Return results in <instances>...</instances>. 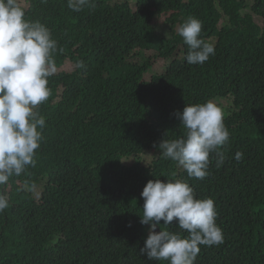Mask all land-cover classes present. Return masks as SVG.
I'll list each match as a JSON object with an SVG mask.
<instances>
[{"label":"trees","instance_id":"obj_1","mask_svg":"<svg viewBox=\"0 0 264 264\" xmlns=\"http://www.w3.org/2000/svg\"><path fill=\"white\" fill-rule=\"evenodd\" d=\"M28 1L31 20L84 67L49 78L36 166L0 186L9 197L0 264H168L140 254L149 229L141 192L149 180L177 178L214 200L224 234L223 244L200 246L195 264H264V0H92L80 12L67 0ZM161 17L170 38L157 34ZM189 17L215 45L202 65L185 60L178 28ZM148 52L170 61L150 81ZM208 100L228 101L236 119L221 149L231 162L218 167L213 153L199 180L162 158L159 144L185 135L177 112ZM168 230L179 231L175 220Z\"/></svg>","mask_w":264,"mask_h":264},{"label":"clouds","instance_id":"obj_2","mask_svg":"<svg viewBox=\"0 0 264 264\" xmlns=\"http://www.w3.org/2000/svg\"><path fill=\"white\" fill-rule=\"evenodd\" d=\"M32 4L28 0L26 3L0 0V186H6L11 177L20 176L27 167L36 166V150L41 146L46 123L39 106L51 95L49 78L66 74L65 64L75 70L84 67L82 60L72 61L66 47L65 59L59 62L64 49L58 48V42L45 24L31 20L28 11L33 10ZM91 4L92 0H67L68 8L74 12ZM202 26V21L189 17L178 28V34L188 46L185 60L190 65H202L215 54V45L201 38ZM73 49L77 52L78 45ZM230 106L222 100L186 104L182 112L176 113L185 135L162 141L159 144L162 158L175 161L189 177L199 180L209 175L213 153L218 167L224 159L230 163L229 155L225 157L221 150L223 145L229 147L231 141L233 126L229 127L227 121L231 117L236 119ZM238 127L241 125L236 124L235 130ZM242 158V152L235 154L237 161ZM31 188L35 189V185ZM141 196L144 204L140 223L149 229L140 254L149 260L195 264L200 246L224 243L223 231L216 223L218 213L214 200L197 198L187 180H149ZM8 207L9 197L0 191V212ZM174 220L179 229L176 232L168 230Z\"/></svg>","mask_w":264,"mask_h":264},{"label":"rangeland","instance_id":"obj_3","mask_svg":"<svg viewBox=\"0 0 264 264\" xmlns=\"http://www.w3.org/2000/svg\"><path fill=\"white\" fill-rule=\"evenodd\" d=\"M121 1H125V0H121ZM24 2L26 3V0H24ZM129 2H131L132 4H135L136 0H129ZM255 20L260 25L263 24V21L261 18L256 16ZM158 25H159V28H157V34L158 35H164L168 38H170L172 36L169 32V25L167 22V17L159 18L158 19ZM146 56L151 57V63H152V65H154V66H152L151 71L146 75V80H151V78L154 77V75H156V74H162L170 62V61L164 60L162 58H156L155 54L152 52H148L146 54ZM74 70H75L74 68H70V66L68 64H65L63 72L69 73V72H72ZM222 102L224 105H227V101L222 100ZM152 158H154V155H152L151 152L146 153L142 157L143 163L147 166L150 165ZM124 164L127 166H131L133 164V161L132 160L131 161H125ZM9 190H12V188H10ZM36 196H38V193H36Z\"/></svg>","mask_w":264,"mask_h":264},{"label":"water","instance_id":"obj_4","mask_svg":"<svg viewBox=\"0 0 264 264\" xmlns=\"http://www.w3.org/2000/svg\"><path fill=\"white\" fill-rule=\"evenodd\" d=\"M156 231H157V232H159V231H160V229L157 227Z\"/></svg>","mask_w":264,"mask_h":264}]
</instances>
